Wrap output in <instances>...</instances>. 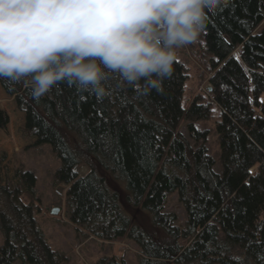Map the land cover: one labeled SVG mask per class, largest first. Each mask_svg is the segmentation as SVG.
I'll use <instances>...</instances> for the list:
<instances>
[{
	"label": "trees",
	"instance_id": "1",
	"mask_svg": "<svg viewBox=\"0 0 264 264\" xmlns=\"http://www.w3.org/2000/svg\"><path fill=\"white\" fill-rule=\"evenodd\" d=\"M263 22L264 0H228L208 14L199 43L211 73L202 75L212 91L200 90L187 107L189 74L178 58L162 91L144 93L110 73L103 98L67 81L37 98L30 77L0 78L24 112V134L51 144L60 157L72 222L99 240L132 239L141 264H264ZM215 106L221 172L205 144L208 131L196 126ZM9 121L1 110L0 128ZM81 166L88 167L84 175ZM35 185V174L22 168L0 182V264L67 261L47 243L34 204L25 201ZM174 191L185 205L184 228L165 209ZM101 264L126 260L113 256Z\"/></svg>",
	"mask_w": 264,
	"mask_h": 264
},
{
	"label": "clouds",
	"instance_id": "2",
	"mask_svg": "<svg viewBox=\"0 0 264 264\" xmlns=\"http://www.w3.org/2000/svg\"><path fill=\"white\" fill-rule=\"evenodd\" d=\"M227 2L0 0V78L30 77L37 98L64 81L103 98L110 73L144 93L162 91L177 50Z\"/></svg>",
	"mask_w": 264,
	"mask_h": 264
},
{
	"label": "rangeland",
	"instance_id": "3",
	"mask_svg": "<svg viewBox=\"0 0 264 264\" xmlns=\"http://www.w3.org/2000/svg\"><path fill=\"white\" fill-rule=\"evenodd\" d=\"M264 25V22L262 23ZM262 25V26H263ZM195 42L191 49L188 46L177 50V58L184 63L189 74L184 85L183 103L185 107L193 100L200 90L208 89L207 77L210 71L206 68L208 57L199 43ZM210 91V90H209ZM9 115L7 129L0 128V182L12 179L18 168L29 170L36 176L35 195L26 194L25 201L34 204V217L43 231L50 247L67 258L65 264H101V260L116 256L124 258L126 264H141V252L138 244L130 238L120 237L113 241H103L92 236L81 225L69 218L71 210L68 198V185L59 177L62 162L49 143H36V137L23 132L24 112L16 106L14 98L9 96L0 85V111ZM219 120V108L214 107L212 116L206 120H198L199 130H207L205 144L210 155L216 161L215 169L223 171L219 145L217 143L216 123ZM179 129L189 136L185 123ZM88 170L87 166L78 169L80 175ZM60 208V213L51 212ZM166 211L175 212L176 224L185 227L187 213L185 205L179 200L177 191L171 192L165 207ZM185 244L186 240L182 239ZM5 244V235L0 223V248ZM13 264H29L17 259ZM185 264H203L200 259H193ZM217 264V263H212Z\"/></svg>",
	"mask_w": 264,
	"mask_h": 264
},
{
	"label": "water",
	"instance_id": "4",
	"mask_svg": "<svg viewBox=\"0 0 264 264\" xmlns=\"http://www.w3.org/2000/svg\"><path fill=\"white\" fill-rule=\"evenodd\" d=\"M208 90L212 91V86H211V85L208 86ZM60 211H61L60 208H55V209L52 210L51 213H52L53 215H57V214L60 213Z\"/></svg>",
	"mask_w": 264,
	"mask_h": 264
},
{
	"label": "snow or ice",
	"instance_id": "5",
	"mask_svg": "<svg viewBox=\"0 0 264 264\" xmlns=\"http://www.w3.org/2000/svg\"><path fill=\"white\" fill-rule=\"evenodd\" d=\"M262 259H264V257H262Z\"/></svg>",
	"mask_w": 264,
	"mask_h": 264
}]
</instances>
